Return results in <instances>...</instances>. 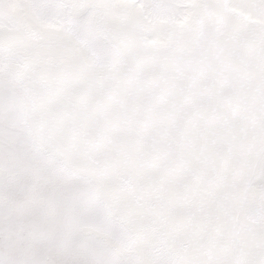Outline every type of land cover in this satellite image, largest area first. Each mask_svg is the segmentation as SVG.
Returning <instances> with one entry per match:
<instances>
[{"label": "snow or ice", "instance_id": "6c2138e0", "mask_svg": "<svg viewBox=\"0 0 264 264\" xmlns=\"http://www.w3.org/2000/svg\"><path fill=\"white\" fill-rule=\"evenodd\" d=\"M0 264H264V0H0Z\"/></svg>", "mask_w": 264, "mask_h": 264}]
</instances>
